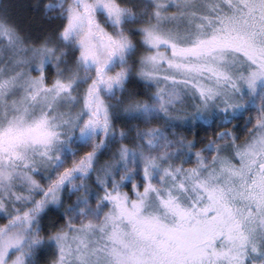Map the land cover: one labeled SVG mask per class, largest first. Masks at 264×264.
<instances>
[{"label":"snow or ice","instance_id":"snow-or-ice-1","mask_svg":"<svg viewBox=\"0 0 264 264\" xmlns=\"http://www.w3.org/2000/svg\"><path fill=\"white\" fill-rule=\"evenodd\" d=\"M0 264H264V0H0Z\"/></svg>","mask_w":264,"mask_h":264}]
</instances>
